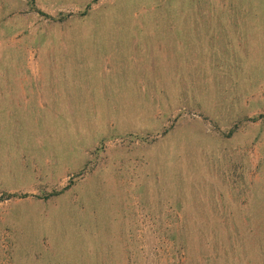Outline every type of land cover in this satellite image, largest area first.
<instances>
[{
  "label": "rangeland",
  "instance_id": "rangeland-1",
  "mask_svg": "<svg viewBox=\"0 0 264 264\" xmlns=\"http://www.w3.org/2000/svg\"><path fill=\"white\" fill-rule=\"evenodd\" d=\"M0 5V264H264V0Z\"/></svg>",
  "mask_w": 264,
  "mask_h": 264
},
{
  "label": "crops",
  "instance_id": "crops-1",
  "mask_svg": "<svg viewBox=\"0 0 264 264\" xmlns=\"http://www.w3.org/2000/svg\"><path fill=\"white\" fill-rule=\"evenodd\" d=\"M1 1V0H0ZM5 6V5H4ZM4 6L0 5V8H4ZM41 5L38 4V7H40ZM42 9L44 8L43 6L41 7ZM5 20V17L3 16L1 19ZM4 20H2V24H0V28H10L8 25H6V23H4ZM12 46H15V44H12ZM66 48V47H65ZM5 49V47H4ZM4 49L2 52H4ZM48 49H49V59L51 60V56L56 57V53H54L55 49H57L56 46H54L53 44H49L48 45ZM13 59V61L15 62H19L20 58H18L17 56H11ZM56 59V58H54ZM1 61H3V57L1 58ZM58 61L60 62L61 59H58ZM38 77V81L40 80L39 75ZM35 79H30V76L27 74L24 75H12V74H8V73H4V75L0 76V99L2 101H5L7 103L10 102H15L16 104H21V101L23 100H30L33 99L32 95H34V88H26V84L24 83L25 81H37ZM15 82V83H14ZM29 86H33L32 84H29ZM34 87V86H33ZM40 91V90H39ZM36 92V91H35ZM41 92V91H40ZM54 93H56V90H54ZM58 97V95H57ZM57 97L54 99V103L56 104L59 103L60 101L57 100ZM17 98V101L13 100ZM9 99V100H8ZM39 99V104L40 107H42L43 105H45L44 103H42V100L40 99V97H38ZM2 126V125H1Z\"/></svg>",
  "mask_w": 264,
  "mask_h": 264
}]
</instances>
